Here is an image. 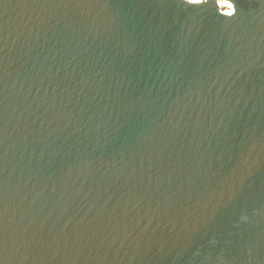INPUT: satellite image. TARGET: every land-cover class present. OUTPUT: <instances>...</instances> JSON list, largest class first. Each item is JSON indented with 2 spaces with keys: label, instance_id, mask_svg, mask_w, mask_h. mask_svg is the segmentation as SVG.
<instances>
[{
  "label": "water",
  "instance_id": "water-1",
  "mask_svg": "<svg viewBox=\"0 0 264 264\" xmlns=\"http://www.w3.org/2000/svg\"><path fill=\"white\" fill-rule=\"evenodd\" d=\"M0 0V264H264V0Z\"/></svg>",
  "mask_w": 264,
  "mask_h": 264
},
{
  "label": "bare ground",
  "instance_id": "bare-ground-1",
  "mask_svg": "<svg viewBox=\"0 0 264 264\" xmlns=\"http://www.w3.org/2000/svg\"><path fill=\"white\" fill-rule=\"evenodd\" d=\"M190 2H198V1H202V0H188ZM217 2V5L219 7V9L225 13V14H229L233 8L232 3L228 0H215ZM226 8V9H223Z\"/></svg>",
  "mask_w": 264,
  "mask_h": 264
},
{
  "label": "rangeland",
  "instance_id": "rangeland-1",
  "mask_svg": "<svg viewBox=\"0 0 264 264\" xmlns=\"http://www.w3.org/2000/svg\"><path fill=\"white\" fill-rule=\"evenodd\" d=\"M223 9H226V8H223Z\"/></svg>",
  "mask_w": 264,
  "mask_h": 264
}]
</instances>
